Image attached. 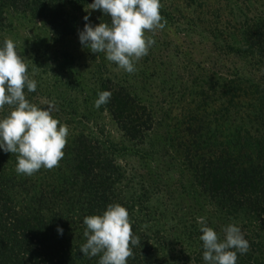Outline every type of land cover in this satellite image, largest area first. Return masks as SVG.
<instances>
[{"label":"trees","instance_id":"1","mask_svg":"<svg viewBox=\"0 0 264 264\" xmlns=\"http://www.w3.org/2000/svg\"><path fill=\"white\" fill-rule=\"evenodd\" d=\"M6 2L17 9L18 0ZM47 2L34 0L41 8ZM48 13L49 9L34 18L48 17L53 28ZM207 28L219 38L227 30ZM230 30L231 44L216 45L218 53L243 55L244 60L255 52L264 58V14ZM250 62L245 60L233 76L231 71H226L230 77L218 75V95L208 75L197 73L203 68L191 71L194 63L163 81L156 95L147 98V93L105 81L102 88H111V98L103 107L127 137L141 140L148 130H163L157 153L161 151V168L173 171L170 184L154 182L141 170L122 169L117 160L126 149L98 138L111 123L100 122L95 109L88 106L74 114L57 102L58 95L40 106L35 99L42 98L25 89L26 99L37 107L54 104L52 116L67 125L69 134L55 172L42 168L32 176L18 175L16 154L0 149V264H98L99 256L89 258L79 251L86 243L83 220L102 215L114 204L126 208L133 236L140 240L127 264H206L198 217H204L221 240L229 224L241 229L250 249L237 253L236 264H264V122L259 119L264 118V86L250 78ZM177 83L180 91L170 94ZM163 85L170 87L163 91ZM259 87L260 107L254 98ZM216 99L221 103L215 104ZM178 103L183 106L176 107ZM11 110L6 105L0 119ZM142 156L145 165L148 156ZM134 180L143 187L138 193L132 190ZM149 191L164 192V202L156 203ZM206 202H211L209 210Z\"/></svg>","mask_w":264,"mask_h":264},{"label":"rangeland","instance_id":"2","mask_svg":"<svg viewBox=\"0 0 264 264\" xmlns=\"http://www.w3.org/2000/svg\"><path fill=\"white\" fill-rule=\"evenodd\" d=\"M6 1L8 0H0V48L4 46L6 39L14 42L16 52L27 65L29 78L36 81V90L30 93L42 98L35 99V102L41 106L46 103L47 98L52 99L58 95L57 102L64 104L66 110L73 109L74 114L84 111L88 106L92 110L95 109L100 122L111 123L108 126L109 131L102 133L98 138L103 140L106 137V140L126 149L125 154L117 160L120 167L127 172L132 169L147 172L154 177V182L170 184L169 175L173 172L171 169L165 172L166 168H161V151L157 153L158 144L160 146L162 142L163 130L157 127L151 132L148 130L141 140H131L119 130L118 126L111 122L103 105L100 108L94 106L98 93L111 90L110 87L102 88L107 85L105 84L107 79L129 91L147 93L143 96L147 98L148 94L156 95L163 81L172 79L184 67L187 68L190 63H194L191 71L203 68L204 70L197 73L208 75L207 79L215 83L218 95L221 93V80L219 82L218 75L230 77L226 71H231L233 76V73L238 72L240 66L244 65L245 60H250V69L247 70L251 73L250 78L264 86L262 56L253 52V57L249 56L243 60V55L240 57L225 51L227 57H224L216 48V45L231 44L230 34L233 30L230 29L237 28L246 18L254 19L264 14V0H160L162 4L160 15L166 21V25L155 34L146 33L155 43L149 49L148 55L136 62L134 74H128L116 64L109 62L105 53H91L90 49L79 42L78 34L83 31L85 23H90L93 27L99 23L110 25V17L103 15L99 10L89 9L88 5L92 4L93 0H47V4L42 8L34 4V0H25L27 5L18 0L17 9L9 7ZM48 9L53 28L47 24L50 21L48 17L46 18L48 21L34 18ZM85 16H88V21L84 20ZM198 17L203 22H200ZM208 26L214 29H227L226 34L222 36L223 39L212 37L206 31ZM178 83L170 94L180 91L181 86ZM165 85L161 87L163 91L171 84L167 87ZM185 85L190 87V84ZM262 87L256 91L259 94L254 95V98L258 97L255 103L258 107L262 102L263 93L260 90ZM215 101L217 105L221 103L220 99ZM181 106L183 103H178L176 107ZM259 119L264 122V118ZM209 121L212 122V119ZM142 155L148 156L145 165L143 164L145 158ZM55 169L52 171L55 172ZM135 183L132 190L138 193L143 187L138 181ZM156 188H159L158 184ZM149 196L158 204H161V200L164 202V192L154 195L149 191ZM210 203L206 202V210H209ZM212 221L215 222L216 219L212 218ZM190 224L186 221V225Z\"/></svg>","mask_w":264,"mask_h":264},{"label":"clouds","instance_id":"3","mask_svg":"<svg viewBox=\"0 0 264 264\" xmlns=\"http://www.w3.org/2000/svg\"><path fill=\"white\" fill-rule=\"evenodd\" d=\"M88 7L110 17V25L85 23L78 34L81 45L91 53H105L109 62L134 74L136 62L148 55L155 43L146 33L155 34L166 25L160 15V0H93ZM36 87L14 42L6 39L0 48V110L6 105L12 110L0 119V149L16 154L18 175L32 176L42 168L59 167L67 145L69 129L53 118L54 104L48 102L46 108H39L26 99L24 90L35 92ZM110 98L111 92H100L94 106L100 108ZM197 223L206 264H236L237 253L249 251L250 245L236 225L226 226L221 240L204 217H198ZM83 224L86 243L79 251L89 258L99 256L98 264H127L133 256L132 247L140 246L139 238L133 236L129 213L119 204L108 205L102 215L86 216ZM57 231L62 234L63 230Z\"/></svg>","mask_w":264,"mask_h":264}]
</instances>
